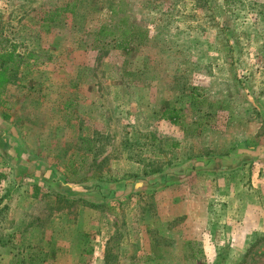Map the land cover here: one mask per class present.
Here are the masks:
<instances>
[{
    "label": "rangeland",
    "instance_id": "obj_1",
    "mask_svg": "<svg viewBox=\"0 0 264 264\" xmlns=\"http://www.w3.org/2000/svg\"><path fill=\"white\" fill-rule=\"evenodd\" d=\"M68 1L0 0L18 66L0 94V264H264V160L155 193L97 183L159 156L145 135L182 155L264 145V0H76L49 22Z\"/></svg>",
    "mask_w": 264,
    "mask_h": 264
},
{
    "label": "trees",
    "instance_id": "obj_2",
    "mask_svg": "<svg viewBox=\"0 0 264 264\" xmlns=\"http://www.w3.org/2000/svg\"><path fill=\"white\" fill-rule=\"evenodd\" d=\"M195 3L202 8H205L211 0H194ZM76 0H69L65 5L60 8L55 9L53 12L49 13L50 17L48 19L49 22H55L57 17L60 14H71L75 8ZM101 32V31H100ZM118 48H125L121 43L117 46ZM15 47L13 46L10 50H0V94L2 93L3 88L6 84H15L16 83V75L18 72V66L15 63ZM190 103L189 105H195L197 103V92L192 90L190 92ZM182 109H177L174 106H169L165 108L162 113V118L165 121H168L172 125H179L183 115ZM145 144L146 149L145 152L150 153L155 148L158 149V155L156 153L155 157L150 158L149 160L141 159L140 157L128 156L127 159L132 160L134 162L142 165V171L140 174H128L120 179H110L105 177L99 178L97 183L100 191L102 189L110 190L111 198H114L117 190H125L126 187L131 186L133 180H138L137 183L133 186L135 189H145L148 192L155 193L157 191L163 190L169 186L181 183L184 178L188 177V175L194 173H226L232 170H236L248 164L250 167L257 160H264V145H256V144H248L243 142L238 147V153H235L237 146H234L231 150L223 153L220 151H207L202 154H187L184 153L182 155L180 151V145L176 142H172L170 147L167 149L161 148L162 142L158 141L153 136L145 135ZM133 146L135 144H129L125 146V148L131 152L133 150ZM0 148L5 149V143L0 144ZM139 150V148H138ZM151 154V153H150ZM232 164H236L232 167ZM52 168L50 172V176H48L47 180L51 182L53 180L55 171ZM60 182V185L64 189L70 190L71 188L67 186L65 182ZM39 187L37 185L33 186V196H37L39 192ZM99 194H101L98 191ZM56 196H59L56 193ZM104 198H109L108 196H104ZM102 203H105L102 200ZM92 205V202H90ZM92 206H97L93 204Z\"/></svg>",
    "mask_w": 264,
    "mask_h": 264
}]
</instances>
